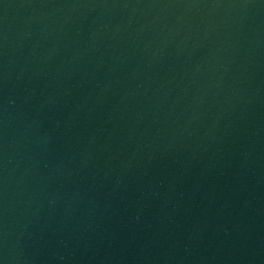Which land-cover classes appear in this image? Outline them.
<instances>
[{"label": "water", "instance_id": "water-1", "mask_svg": "<svg viewBox=\"0 0 264 264\" xmlns=\"http://www.w3.org/2000/svg\"><path fill=\"white\" fill-rule=\"evenodd\" d=\"M0 264H264V0H0Z\"/></svg>", "mask_w": 264, "mask_h": 264}]
</instances>
